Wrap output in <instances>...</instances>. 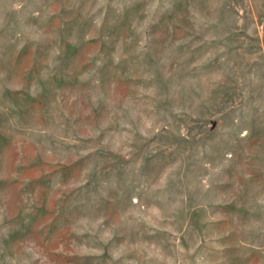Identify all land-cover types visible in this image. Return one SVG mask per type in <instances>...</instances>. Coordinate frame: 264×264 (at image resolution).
I'll use <instances>...</instances> for the list:
<instances>
[{
	"label": "rangeland",
	"instance_id": "374dc122",
	"mask_svg": "<svg viewBox=\"0 0 264 264\" xmlns=\"http://www.w3.org/2000/svg\"><path fill=\"white\" fill-rule=\"evenodd\" d=\"M0 264H264V0H0Z\"/></svg>",
	"mask_w": 264,
	"mask_h": 264
}]
</instances>
